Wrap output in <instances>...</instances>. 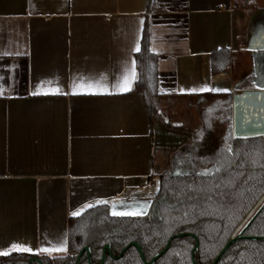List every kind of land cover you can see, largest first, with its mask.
<instances>
[{
	"label": "crops",
	"instance_id": "0c3cea01",
	"mask_svg": "<svg viewBox=\"0 0 264 264\" xmlns=\"http://www.w3.org/2000/svg\"><path fill=\"white\" fill-rule=\"evenodd\" d=\"M146 21L160 119L134 91ZM204 94L229 100L215 142L264 137V0H0V259L67 254L69 218L97 204L146 214L189 140L166 124L199 128Z\"/></svg>",
	"mask_w": 264,
	"mask_h": 264
},
{
	"label": "trees",
	"instance_id": "16d2710c",
	"mask_svg": "<svg viewBox=\"0 0 264 264\" xmlns=\"http://www.w3.org/2000/svg\"><path fill=\"white\" fill-rule=\"evenodd\" d=\"M154 0H148V8ZM138 78L134 91L142 94L150 119L158 113L165 97L158 90L157 56L149 48L146 21L140 50L135 54ZM231 62L229 50L211 54V71L219 73ZM196 107L201 126L190 130L167 126L186 132L189 140L172 155L170 167L159 174L158 190L152 201L165 195L145 215L114 216L108 204L91 206L68 220V253L61 256L37 255L32 264H75L76 255L90 247L89 259L84 251L79 264H99L103 247L110 245L117 256L131 242H138L145 261L160 252L173 238L166 252L154 264H211L228 239L238 233L260 207L254 208L264 195V137H234L229 125L214 141L220 114L229 116L228 96L199 95ZM225 119V118H224ZM178 170L177 175L173 172ZM244 235L264 237V208L245 230ZM198 239V248L194 237ZM31 255L14 254L0 259L27 261ZM103 264H145L137 249L130 246L119 258L106 252ZM216 264H264V239L235 241Z\"/></svg>",
	"mask_w": 264,
	"mask_h": 264
},
{
	"label": "water",
	"instance_id": "95a60500",
	"mask_svg": "<svg viewBox=\"0 0 264 264\" xmlns=\"http://www.w3.org/2000/svg\"><path fill=\"white\" fill-rule=\"evenodd\" d=\"M178 170H175L173 172V175H177L178 174ZM165 198V195H163L162 197H160L159 199H157L155 201V203L152 205V208L154 209L156 207V205ZM264 200V195L262 196V198L259 200V202L257 203V205L254 207L256 208L262 201ZM264 208V201L263 203L260 205V207L256 210V212L252 215V217L249 219V221L247 222V224L238 232V233H234L229 239L228 241L226 242V244L223 246V248L221 249V251L216 255V257L213 259V261L211 262V264H216L218 262V260L225 254V252L228 250V248L235 242V241H238V240H241V239H264V237H257V236H247V235H244V232L245 230L248 228V226L253 222V220L259 215V213L263 210ZM111 215H113L111 212H110ZM145 215V214H144ZM114 216H135V215H114ZM184 234H175V235H172L167 244L165 245V247L158 253H156L150 261H145L144 260V255H143V252H142V249L139 245V243L137 242H131L129 245H127L124 249H122V251L120 252V254L116 257H120L128 247L130 246H134L140 257L142 258V260L144 261L145 264H154L155 261L161 256L163 255L166 250L168 249L169 245H170V242L173 238H177V237H181L183 236ZM194 237V240H195V246L194 248L192 249L191 251V259H192V262L195 263L194 261V252L195 250L198 248V239L197 237L193 236ZM86 251L87 253V257H89V252H90V247L89 246H85L83 247L79 253L77 254V259H76V263L75 264H78L79 263V260H80V257L82 255V253ZM108 251L109 254L111 256L112 253L110 252V245L109 244H106L104 247H103V253H102V258H101V262L100 264H103L104 261H105V258H106V255H105V252ZM32 261H38V259L36 257H31L29 258L27 261H22V260H15V261H6L4 262L3 264H32ZM196 264V263H195Z\"/></svg>",
	"mask_w": 264,
	"mask_h": 264
},
{
	"label": "flooded vegetation",
	"instance_id": "af4514ba",
	"mask_svg": "<svg viewBox=\"0 0 264 264\" xmlns=\"http://www.w3.org/2000/svg\"><path fill=\"white\" fill-rule=\"evenodd\" d=\"M151 206H152V205H151ZM179 234H180V233H179ZM137 243H138V242H137ZM129 244H130V243H129ZM129 244H128V245H129ZM104 246H105V245H104ZM124 248H125V247H124ZM124 248H123V249H124ZM128 248H129V247H128ZM126 250H127V249H126ZM121 251H122V250H121ZM121 251H120V252H121ZM85 252H86V251H85ZM106 252H108V251H106ZM106 252H105V255H106ZM110 252H111V249H110ZM102 253H103V251H102ZM108 253H109V252H108ZM111 253H112V252H111ZM77 254H78V253H77ZM77 254H76V253H71V255H76V256H77ZM119 254H120V253H119ZM119 254H118V255H119ZM123 254H124V253H123ZM123 254H122V255H123ZM112 255H113V254H112ZM118 255H117V256H118ZM122 255H121V256H122ZM86 256H87V253H86ZM89 256H90V252H89ZM110 256H111V255H110ZM117 256H114V255H113V256H111V257L116 258ZM80 258H81V257H80ZM87 258L89 259V257H87ZM101 258H102V256H101ZM118 258H119V257H118ZM76 259H77V258H76ZM116 259H117V258H116ZM105 260H106V258H105ZM79 261H80V260H79ZM100 262H101V261H100ZM104 262H105V261H104ZM75 263H76V261H75ZM78 264H79V263H78ZM99 264H100V263H99Z\"/></svg>",
	"mask_w": 264,
	"mask_h": 264
},
{
	"label": "snow or ice",
	"instance_id": "6c2138e0",
	"mask_svg": "<svg viewBox=\"0 0 264 264\" xmlns=\"http://www.w3.org/2000/svg\"><path fill=\"white\" fill-rule=\"evenodd\" d=\"M124 90H127V88H125ZM79 213H73V215H78ZM25 250H28V249H25Z\"/></svg>",
	"mask_w": 264,
	"mask_h": 264
}]
</instances>
